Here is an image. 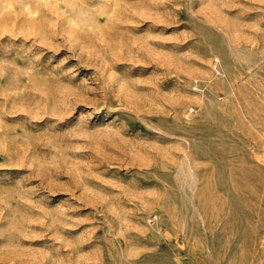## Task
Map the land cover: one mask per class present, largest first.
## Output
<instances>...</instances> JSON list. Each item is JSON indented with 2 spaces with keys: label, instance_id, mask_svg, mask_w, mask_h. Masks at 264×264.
<instances>
[{
  "label": "rangeland",
  "instance_id": "obj_1",
  "mask_svg": "<svg viewBox=\"0 0 264 264\" xmlns=\"http://www.w3.org/2000/svg\"><path fill=\"white\" fill-rule=\"evenodd\" d=\"M0 264H264V0H0Z\"/></svg>",
  "mask_w": 264,
  "mask_h": 264
},
{
  "label": "bare ground",
  "instance_id": "obj_2",
  "mask_svg": "<svg viewBox=\"0 0 264 264\" xmlns=\"http://www.w3.org/2000/svg\"><path fill=\"white\" fill-rule=\"evenodd\" d=\"M116 19V18H115ZM118 21V20H117ZM149 57V56H148ZM172 62V61H171ZM195 73V72H194Z\"/></svg>",
  "mask_w": 264,
  "mask_h": 264
}]
</instances>
